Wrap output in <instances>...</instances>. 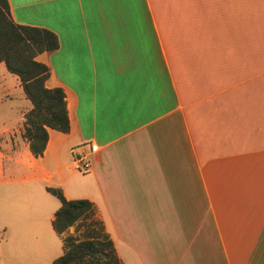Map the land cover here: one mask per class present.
Listing matches in <instances>:
<instances>
[{
    "label": "crops",
    "instance_id": "0c3cea01",
    "mask_svg": "<svg viewBox=\"0 0 264 264\" xmlns=\"http://www.w3.org/2000/svg\"><path fill=\"white\" fill-rule=\"evenodd\" d=\"M9 3L18 23L59 37L37 60L65 92L70 129L48 128L40 156L21 140L0 157V187L28 199L0 219V264L63 255L49 187L94 203L124 264H264V0ZM19 98L7 132L24 130L32 103Z\"/></svg>",
    "mask_w": 264,
    "mask_h": 264
},
{
    "label": "trees",
    "instance_id": "16d2710c",
    "mask_svg": "<svg viewBox=\"0 0 264 264\" xmlns=\"http://www.w3.org/2000/svg\"><path fill=\"white\" fill-rule=\"evenodd\" d=\"M58 35L45 27L18 23L12 16L9 0H0V63L20 78L32 107L26 113L22 136L35 156L44 153L49 140L48 128L62 132L70 129L65 92L49 88L50 67L37 60L43 52L58 49ZM48 191L61 201L52 221L63 236L64 253L54 264H124L104 222L89 199H67L61 188ZM75 226V234H65ZM65 234V235H64Z\"/></svg>",
    "mask_w": 264,
    "mask_h": 264
},
{
    "label": "rangeland",
    "instance_id": "374dc122",
    "mask_svg": "<svg viewBox=\"0 0 264 264\" xmlns=\"http://www.w3.org/2000/svg\"><path fill=\"white\" fill-rule=\"evenodd\" d=\"M2 73V72H0ZM5 75H2V84L6 85V87L9 88V90L4 91L3 93H0V157L4 156L3 158H6L9 160V156H12L14 152L18 149H20V141H25L26 139L22 136V133L24 132H14L12 133L7 132L5 128L9 125L10 122L14 121L19 116V113L22 109H24V102L19 98L20 94H24L23 89L17 87L15 84V75H12L11 72L6 69L4 72ZM16 85V86H15ZM29 111V110H28ZM18 125V124H17ZM3 129L5 131H3ZM8 160L4 159L3 164L6 165L7 169H14L12 162H9ZM2 165H0L1 168ZM7 172V171H5ZM6 174V173H5ZM19 185H4L3 187H0V219L2 221L10 220L12 222L16 221V218H9L7 217L6 211L8 209H13L14 205L18 202L20 204L21 200L27 204L28 199L24 196L19 195L20 191ZM55 200L57 197H54ZM34 204L36 203L35 200ZM41 204L43 206H46L47 209H51L52 205L45 200L39 201L38 204ZM72 228L75 229L74 226ZM76 233V229H75ZM65 234H73L70 233V228ZM64 234V235H65Z\"/></svg>",
    "mask_w": 264,
    "mask_h": 264
},
{
    "label": "built area",
    "instance_id": "2783aa9c",
    "mask_svg": "<svg viewBox=\"0 0 264 264\" xmlns=\"http://www.w3.org/2000/svg\"><path fill=\"white\" fill-rule=\"evenodd\" d=\"M76 168L81 172H87L92 167V162L85 156L78 154L75 157Z\"/></svg>",
    "mask_w": 264,
    "mask_h": 264
}]
</instances>
